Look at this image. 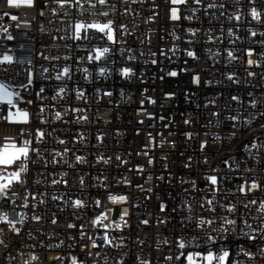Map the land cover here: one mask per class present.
<instances>
[{"label": "built area", "instance_id": "built-area-1", "mask_svg": "<svg viewBox=\"0 0 264 264\" xmlns=\"http://www.w3.org/2000/svg\"><path fill=\"white\" fill-rule=\"evenodd\" d=\"M108 21L112 41L75 35L77 22ZM97 48L109 51L96 60ZM4 53L14 60L0 63V82L30 115L10 123L15 109L0 102V144L29 140L27 172L0 193V264H186L221 248L226 264H264V0H0ZM100 213L109 228L91 224Z\"/></svg>", "mask_w": 264, "mask_h": 264}, {"label": "snow or ice", "instance_id": "snow-or-ice-1", "mask_svg": "<svg viewBox=\"0 0 264 264\" xmlns=\"http://www.w3.org/2000/svg\"><path fill=\"white\" fill-rule=\"evenodd\" d=\"M67 2V0H57V3L63 4ZM185 0H172L173 4H178V3H184ZM196 3H199L200 0H195ZM7 3L9 5L12 4H24L27 5L29 7L34 6V0H7ZM99 3L104 4L105 0H99ZM41 15H43V13H41ZM252 16L254 19H259L260 18V14L255 10L252 9ZM171 18L173 20L179 19V16L177 15V10L173 9L172 10V16ZM13 20L17 19V17L13 16L12 17ZM112 21H108L106 23H91V24H87L84 25L80 22H77V24L75 25V35L78 38L81 35V29H96L98 30L100 33H104L107 36V39L109 41H112L114 39L113 36V29L111 27ZM27 25V22H25V26ZM19 26V25H18ZM121 27H123V25H121ZM5 32H7V29H3ZM9 40L12 39V36H8L7 37ZM95 51V59L99 60L101 59L102 56H104V54H106L109 49L108 48H97L94 50ZM249 55H251V49L248 50ZM188 56L190 57H194L195 53L192 51H189L187 53ZM229 56H232V53L229 52L228 53ZM89 58H93L91 56V54L89 55ZM53 59H55V57H53ZM14 60V57L8 53H4L3 55H0V63H12ZM153 63H156V61H153ZM248 63L251 65L254 63V61L249 60ZM45 72H47L48 70L45 69ZM106 70L104 68H100L99 72L104 73ZM69 72V69L67 67L63 68L62 73H60L59 75H57L56 79H60V75H67ZM132 72V69L129 67H124L121 69V73L125 76L129 75ZM169 75L171 76H175L177 75V73L175 71L169 72ZM249 75H252V73H249ZM33 72L31 70H29L28 75H27V83L28 84H32L33 83ZM231 78V77H229ZM193 82L198 83L199 79L198 77H193ZM12 85H8L4 82H0V102H4L7 105L11 106V108H14L15 111L9 110L7 113V116L2 117L3 119H6L8 122L12 123H23V124H27L28 120H29V112L27 110H23L19 107L16 106L15 103V99L14 98H19L20 94L16 91H11L9 90L10 88H12ZM18 87L20 88H25L26 85L21 83L18 85ZM44 91L43 88L40 89V92L42 93ZM60 91H64V89H60ZM106 95H111V93H105ZM39 95V93L37 94ZM233 100L237 99V97H232ZM26 103L31 104L32 101L28 100L26 101ZM141 103H143V101H141ZM253 104H255V101H253ZM42 111V109H41ZM60 116V113H56V117L58 118ZM231 120H236L237 116L233 115L231 117H229ZM187 123V121H186ZM37 135L38 136H42L43 133L39 132V130L37 131ZM8 140H10V142H6L3 144H0V165H13V163L15 161H20L19 167L16 169V171H13L12 173H10L8 176H3L0 175V193L5 192V190L12 184L13 181H19L21 179L20 174L23 172H27L28 170V166H27V160L29 157V148H28V144H29V140L25 139L23 141L22 144H17L15 142L14 139L11 138H7ZM61 143H63V141H61ZM203 147V145H202ZM253 147H255V142H253ZM146 154V153H145ZM77 160L82 159L81 157H76ZM149 163H151V161H149ZM225 163H228V161H225ZM207 179L211 182L212 185L217 184V177L216 176H208ZM53 183H55V181H53ZM259 184L256 182L255 179L252 180L251 182V188L248 189L249 191L251 190H255L259 188ZM245 185L241 184L239 186V191L240 192H245ZM109 200H111L113 203H118V202H124L127 200V197L124 195H109ZM82 201L80 200H76L74 201V204H76L77 206L82 205ZM96 205L99 206L100 205V201L96 200ZM209 203H211V201H209ZM250 203H256V201H250ZM260 207L261 210H264V200L260 201ZM161 208H163V205H161ZM233 210V206H229V211ZM127 215V210H125L123 213H121L120 216V223H114V227L115 228H120L121 224H127V221L125 220V216ZM105 213H100V215L96 216L92 221L91 224L94 226H99L102 228H109L110 225L109 224H98V221L101 220V217H104ZM0 218H4L7 219L6 217L3 216V214H0ZM33 219L39 220L40 217L39 216H34ZM23 220V217H21V222ZM213 221H208V223H212ZM8 223L11 225L13 222L12 221H8ZM143 223L147 224L148 221L145 220L143 221ZM236 222L234 220L228 219V220H224L221 224H220V228L223 229L224 232H227L228 229L225 227V225H234ZM69 227H72V225H69ZM262 227H264V224H262ZM81 228H83V225L81 226ZM15 231L19 232V229H15ZM255 231V230H253ZM81 235L83 236L84 233L82 232ZM247 235V234H245ZM248 238H251L250 236ZM89 239H91V237H89ZM213 239V237L209 236L208 240L211 241ZM104 242L105 243H111L109 236L107 233H105L104 235ZM0 243H2V241H0ZM93 243V247H95V241H92ZM166 243V241H165ZM180 247H184V243L181 242ZM243 251V250H242ZM245 255H250V253H245ZM229 258V251L221 248L218 252H213V251H208L207 253H201V252H189L187 254V256L185 257V261L186 264H226V261ZM35 259V257H34ZM169 259H171V257H169ZM177 260L180 259L179 256L176 257ZM72 264H80V262L77 261V259L75 257L72 258ZM141 264H149V262L147 260H144L141 262Z\"/></svg>", "mask_w": 264, "mask_h": 264}, {"label": "rangeland", "instance_id": "rangeland-1", "mask_svg": "<svg viewBox=\"0 0 264 264\" xmlns=\"http://www.w3.org/2000/svg\"><path fill=\"white\" fill-rule=\"evenodd\" d=\"M15 170L14 163L13 165H0V175L8 176L10 173H12ZM54 255L49 254V258H52Z\"/></svg>", "mask_w": 264, "mask_h": 264}]
</instances>
